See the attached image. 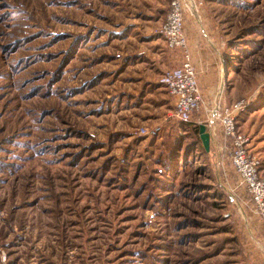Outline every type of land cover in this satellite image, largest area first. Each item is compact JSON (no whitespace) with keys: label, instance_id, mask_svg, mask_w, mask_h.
Instances as JSON below:
<instances>
[{"label":"rangeland","instance_id":"rangeland-1","mask_svg":"<svg viewBox=\"0 0 264 264\" xmlns=\"http://www.w3.org/2000/svg\"><path fill=\"white\" fill-rule=\"evenodd\" d=\"M193 1L264 174V0ZM171 3L0 0V264H264L218 101L179 121L160 81Z\"/></svg>","mask_w":264,"mask_h":264},{"label":"built area","instance_id":"built-area-1","mask_svg":"<svg viewBox=\"0 0 264 264\" xmlns=\"http://www.w3.org/2000/svg\"><path fill=\"white\" fill-rule=\"evenodd\" d=\"M183 1L187 5L186 0H172L167 22L162 30L168 48L180 51L181 62L167 69L160 81L175 100L174 116L179 121L188 123L205 100L184 29L186 5ZM244 107L245 104L241 101L220 112L218 103L217 122L223 126L226 139L230 140L231 163L239 179L238 186L251 198V212L264 221V174L260 171V160L250 150L249 138L239 132L236 125V115ZM155 131L156 129L152 130V133Z\"/></svg>","mask_w":264,"mask_h":264},{"label":"crops","instance_id":"crops-1","mask_svg":"<svg viewBox=\"0 0 264 264\" xmlns=\"http://www.w3.org/2000/svg\"><path fill=\"white\" fill-rule=\"evenodd\" d=\"M190 42V50L193 62L198 69V78L202 94L207 101L208 99H215V101H217L219 97L218 93L221 90L222 83H224L220 53L222 56L224 55L220 50L218 52L217 50L214 51L213 49H209L207 46L203 47L202 45H199L197 39L194 37L190 38ZM216 57H219V64Z\"/></svg>","mask_w":264,"mask_h":264},{"label":"water","instance_id":"water-1","mask_svg":"<svg viewBox=\"0 0 264 264\" xmlns=\"http://www.w3.org/2000/svg\"><path fill=\"white\" fill-rule=\"evenodd\" d=\"M207 32V30H206ZM207 34H209L207 32ZM210 35V34H209ZM225 77V76H224ZM224 83H222V86H221V91L219 93V97H218V103L220 101V97H221V94L223 92V89H224V86H223ZM199 133H200V138L202 140V143H203V146L205 148V150L207 152H209L211 150V146H212V142H213V135H212V129L210 131H208V127L206 124H201L200 125V129H199Z\"/></svg>","mask_w":264,"mask_h":264},{"label":"bare ground","instance_id":"bare-ground-1","mask_svg":"<svg viewBox=\"0 0 264 264\" xmlns=\"http://www.w3.org/2000/svg\"><path fill=\"white\" fill-rule=\"evenodd\" d=\"M186 2H187L188 7L190 6L192 12H193V10H196V9H194V8H195V5H194V1H193V0H187ZM193 14H194V13H193ZM194 15H195V14H194ZM220 91H221V90H220ZM262 249L264 250V247H263Z\"/></svg>","mask_w":264,"mask_h":264}]
</instances>
